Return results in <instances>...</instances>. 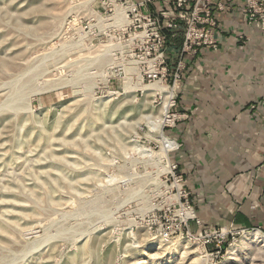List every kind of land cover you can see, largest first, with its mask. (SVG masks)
<instances>
[{
  "label": "rangeland",
  "instance_id": "rangeland-1",
  "mask_svg": "<svg viewBox=\"0 0 264 264\" xmlns=\"http://www.w3.org/2000/svg\"><path fill=\"white\" fill-rule=\"evenodd\" d=\"M119 4L0 0V264H264V229L201 227L180 195Z\"/></svg>",
  "mask_w": 264,
  "mask_h": 264
},
{
  "label": "crops",
  "instance_id": "crops-1",
  "mask_svg": "<svg viewBox=\"0 0 264 264\" xmlns=\"http://www.w3.org/2000/svg\"><path fill=\"white\" fill-rule=\"evenodd\" d=\"M242 4L214 10L215 49L186 55L174 107L185 116L168 129L178 143L170 160L209 229H264V33L247 24Z\"/></svg>",
  "mask_w": 264,
  "mask_h": 264
},
{
  "label": "built area",
  "instance_id": "built-area-1",
  "mask_svg": "<svg viewBox=\"0 0 264 264\" xmlns=\"http://www.w3.org/2000/svg\"><path fill=\"white\" fill-rule=\"evenodd\" d=\"M224 1L231 0H118L117 8L123 11L125 23L117 20L122 31L113 53L119 59L117 68L134 72L138 81L164 84L170 94L169 128L185 116L171 112L176 103L178 83L186 69L185 57L196 54L200 48L217 47V22L213 12L223 9ZM241 13L248 25L264 33V0H243ZM176 38L181 39L180 44L175 51H170V41ZM261 101L264 102V94ZM172 141L175 144L168 152L178 147L177 141L173 138ZM169 164L175 170L176 182L183 181L176 164ZM180 195L186 197L187 193L182 189ZM187 207H190L189 203L185 209ZM232 228V224L223 225L219 231L228 235L232 234Z\"/></svg>",
  "mask_w": 264,
  "mask_h": 264
},
{
  "label": "bare ground",
  "instance_id": "bare-ground-1",
  "mask_svg": "<svg viewBox=\"0 0 264 264\" xmlns=\"http://www.w3.org/2000/svg\"><path fill=\"white\" fill-rule=\"evenodd\" d=\"M151 90H161L162 92L164 91L166 93L165 97L163 98V102H162L163 103L162 104V114H161L162 123H161V127L158 128V133H159L158 137L164 148V159L166 160V165L169 166L168 160H167L168 159L167 152L172 147V145L175 144V142L163 134L162 126L168 122H171V119L168 116V109L170 106V101H169L170 94L166 92V90L163 89L162 86L157 87L154 84H152ZM246 234L249 239H256V240L262 239V241L264 242V235H262L258 229L247 231Z\"/></svg>",
  "mask_w": 264,
  "mask_h": 264
}]
</instances>
